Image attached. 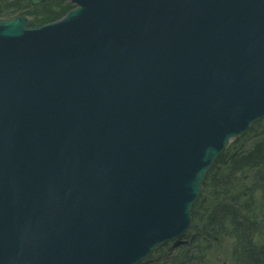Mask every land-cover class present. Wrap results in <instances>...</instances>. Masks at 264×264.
Returning a JSON list of instances; mask_svg holds the SVG:
<instances>
[{"label": "water", "instance_id": "1", "mask_svg": "<svg viewBox=\"0 0 264 264\" xmlns=\"http://www.w3.org/2000/svg\"><path fill=\"white\" fill-rule=\"evenodd\" d=\"M66 1L0 23V264H136L264 118V0Z\"/></svg>", "mask_w": 264, "mask_h": 264}, {"label": "trees", "instance_id": "2", "mask_svg": "<svg viewBox=\"0 0 264 264\" xmlns=\"http://www.w3.org/2000/svg\"><path fill=\"white\" fill-rule=\"evenodd\" d=\"M27 7L30 9L25 12ZM38 8L52 11V14L39 16ZM71 9L69 4L57 0L34 8L30 7V0H0V21L24 16L32 27H38L61 19ZM250 140L255 141L254 144L245 146L244 143ZM223 168H227L225 174H221ZM209 180L212 196L219 202L195 219L196 208L202 199L198 200L191 211V231L197 242H188L191 247L187 249L192 250L191 255L171 264H207L202 261L198 246L205 247L203 254H206L208 248L216 247L221 240L232 241L231 264H264L263 123L252 126L246 134L231 143L206 176L201 191H204ZM219 188L221 192L216 193ZM185 253L187 255L189 252Z\"/></svg>", "mask_w": 264, "mask_h": 264}, {"label": "rangeland", "instance_id": "3", "mask_svg": "<svg viewBox=\"0 0 264 264\" xmlns=\"http://www.w3.org/2000/svg\"><path fill=\"white\" fill-rule=\"evenodd\" d=\"M4 3L7 4L8 2H4ZM40 6H42V5H40ZM40 6H35V7H40ZM30 7L34 8L31 5H30ZM29 9L30 8L27 7L25 12H27ZM36 11H37L39 16H47V15L52 14V11L46 10L44 8H38ZM27 20L29 21V19H27ZM260 123L261 124L263 123V125H264V120H262ZM248 137H250V136H248ZM251 141L252 140L244 143L245 146L251 147L255 142V141H253V142H251ZM226 172H227V168H223L221 171V174H225ZM210 183L211 182L209 180V182H207V184L204 188V191H201V193H200L199 199L200 200L202 199V200H201V204L198 205L199 207H197L198 209L196 208L197 212L195 214V219H196V217L199 218L198 217L199 214H201L203 211L209 210L211 208V206H213L219 202L218 200H215L212 196V193H211L210 187H209ZM220 192H221V190L219 188L216 191V193H220ZM255 200L257 201L256 198H255ZM193 228L196 229V226L194 225ZM191 229H192V226L190 227V229L188 230V232L186 233V235L184 237L179 238L178 240H175L171 243H168V244L162 246L163 249H162V247L158 248L146 260H144L143 262L141 261L138 264H171V263L181 262V259L183 256L191 255L190 252H192V250L187 249L188 247H191L188 242L189 241L191 243L197 242L195 234H194V232L191 231ZM198 248H200V252L202 255V261L206 262L207 264H231V251L233 248L231 240L218 241L217 246L208 248L209 251L206 254H203L206 251L205 247L199 245ZM159 249H162V250L159 251ZM186 251L189 252L187 255H185Z\"/></svg>", "mask_w": 264, "mask_h": 264}]
</instances>
